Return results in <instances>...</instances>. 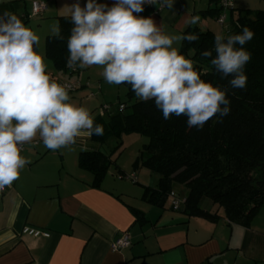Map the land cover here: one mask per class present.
I'll list each match as a JSON object with an SVG mask.
<instances>
[{
	"label": "crops",
	"instance_id": "0c3cea01",
	"mask_svg": "<svg viewBox=\"0 0 264 264\" xmlns=\"http://www.w3.org/2000/svg\"><path fill=\"white\" fill-rule=\"evenodd\" d=\"M34 1L45 5L41 16H32ZM219 1L175 0L171 8L156 4L145 7L141 15L154 14L166 33L181 35L188 26H198L215 34L231 25L238 10H264V0H232L234 10L225 12L223 28L216 18L201 15L218 10ZM62 3L0 0V11L15 13L37 33L39 52L45 57V39L54 36L57 18L63 17ZM192 17L199 18L196 24L186 22ZM174 46L179 49L180 42ZM45 62L52 78L80 86L81 105L94 118L101 105L110 104L112 99L105 96L123 91L122 86L104 81L99 66L61 73L46 58ZM91 93L95 98H88ZM98 96L102 99H96ZM91 150L107 154L88 137L56 151L47 149L38 138L24 144L21 154L29 163L0 196V264H264L263 209L246 228L229 223L221 212L214 223L188 217L182 204L173 210L169 198L163 208L154 207L142 198L144 188H157V179L132 167L139 147L131 158H123L126 152L122 150L100 187L92 188L91 174L77 164L79 153ZM131 175L135 183L128 179ZM174 190L180 198L186 195L184 188ZM202 208L210 207L205 202ZM24 228L48 237L24 235ZM123 234L130 246L112 252L111 244Z\"/></svg>",
	"mask_w": 264,
	"mask_h": 264
},
{
	"label": "clouds",
	"instance_id": "9594fccd",
	"mask_svg": "<svg viewBox=\"0 0 264 264\" xmlns=\"http://www.w3.org/2000/svg\"><path fill=\"white\" fill-rule=\"evenodd\" d=\"M175 0H63L61 14L71 26L67 66L102 68L104 81L130 86L140 102L151 101L163 119L185 117L188 128L222 122L231 112L226 90L201 78L177 42H194L196 33H166L146 6L171 8ZM192 17L189 24H196ZM52 35H60L59 25ZM253 31L214 34L213 50L203 51L233 89L247 84L245 67L251 53L245 45ZM40 37L18 15L0 11V190L19 179L29 161L21 146L37 138L49 150L75 145L82 137L103 136L90 110L73 103L67 85L52 78L39 52ZM213 51L215 55H213Z\"/></svg>",
	"mask_w": 264,
	"mask_h": 264
},
{
	"label": "trees",
	"instance_id": "16d2710c",
	"mask_svg": "<svg viewBox=\"0 0 264 264\" xmlns=\"http://www.w3.org/2000/svg\"><path fill=\"white\" fill-rule=\"evenodd\" d=\"M221 12L219 8L201 15L217 19ZM57 22L63 38L47 37L44 55L57 72H72L77 68L67 66L66 46L72 25L64 17L57 18ZM242 26L254 33L245 45L251 59L245 67L247 84L243 89L231 88L229 78L221 77L211 66V57L201 55L213 50L212 32L188 26L181 34L196 33L199 39L181 41L179 46L180 53L193 61L203 80L226 90L230 114L222 122L210 120L202 129L188 128L185 117L163 119L151 101L140 102L130 86L121 84L128 102H134L130 112L123 113L124 104L115 110L110 104L101 105L94 121L104 127V134L90 138L97 145L112 138L115 147L108 154L91 150L78 155V167L91 174L92 188L98 189L109 168L116 164L122 151V137L136 134L147 143L140 148L133 169H146L158 177L157 188H144V201L163 208L170 193L180 198L175 188H184L186 195L180 199L182 212L188 217L214 223L221 212L231 224L250 226L264 208V10H238L224 30L238 33ZM103 106L106 110L101 109ZM205 202L210 207L207 210L202 208Z\"/></svg>",
	"mask_w": 264,
	"mask_h": 264
},
{
	"label": "built area",
	"instance_id": "2783aa9c",
	"mask_svg": "<svg viewBox=\"0 0 264 264\" xmlns=\"http://www.w3.org/2000/svg\"><path fill=\"white\" fill-rule=\"evenodd\" d=\"M146 7H148V6H146ZM219 8L222 10V12L217 17L216 22L220 27L224 28L225 12L232 11L234 9L233 1L232 0H220L219 1ZM45 9H46L45 5L40 1H34L31 4V12H32V16H34V17L41 16L45 12ZM60 83L68 86V88L70 89L69 94L76 92L80 88V86L78 84L66 83V82H60ZM89 96H92V95L90 94ZM122 108L123 107L121 106L120 109L122 110ZM101 109L106 110V106H103ZM23 149H24V146L22 145L21 146V152L23 151ZM128 179L131 180V182H133V183L136 182L135 177L133 175L129 176ZM4 191H5V188L3 190H0V196H2ZM169 197L171 199L172 209L177 210L179 208V206L183 203V200L175 197V195L173 193H170ZM22 234L32 236V237H39V236H42L44 238L48 237L47 234L41 233L37 230L30 229V228H24L22 230ZM129 246H130L129 238L126 234H123L111 244L110 250L112 252H117V251L123 250Z\"/></svg>",
	"mask_w": 264,
	"mask_h": 264
},
{
	"label": "rangeland",
	"instance_id": "374dc122",
	"mask_svg": "<svg viewBox=\"0 0 264 264\" xmlns=\"http://www.w3.org/2000/svg\"><path fill=\"white\" fill-rule=\"evenodd\" d=\"M251 7H253V6H251ZM121 90H123V91L119 95H113V96H109V97L105 96L104 98L112 99V100H110V105L113 106L112 108L114 110L116 109V107L119 104H124L126 106V109L124 110L123 113L126 115V114H128L130 112L129 107L134 102H130V103L128 102L127 97H126L125 88L124 89L122 88ZM81 93L82 92L79 90L77 92H74V93L70 94L72 102L77 104L78 106H81V104L83 102V99H81L82 98V94ZM91 95L92 96H89L88 98H95L94 94L91 93ZM96 99L101 100L102 97L98 96V98L96 97ZM101 103L103 104V102H101ZM103 105H105V104H103ZM123 143H124V148H122L121 150H125V152H126L125 155H124L125 157H123V158H131L133 153H135V151H137V147H139V149H140L143 144L147 143V140L145 138L139 136V135H136V134H127V135H124V137H123ZM114 147H115V140L111 138V139L106 140L104 142V144H102V151H104V152H106L108 154V153H110L113 150ZM123 152L124 151H121V154ZM112 166H115V165H112ZM144 170H146V169H144ZM144 172H147V170L144 171ZM151 175L154 178L157 179L156 181H158V177L157 176H155L153 174H151ZM263 211H264V208H263Z\"/></svg>",
	"mask_w": 264,
	"mask_h": 264
}]
</instances>
